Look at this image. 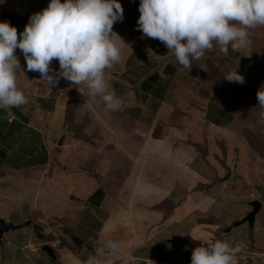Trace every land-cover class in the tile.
I'll list each match as a JSON object with an SVG mask.
<instances>
[{
    "label": "crops",
    "instance_id": "1",
    "mask_svg": "<svg viewBox=\"0 0 264 264\" xmlns=\"http://www.w3.org/2000/svg\"><path fill=\"white\" fill-rule=\"evenodd\" d=\"M49 2L4 0L0 21L15 26L19 39L30 16ZM120 3L124 18L113 30L126 44L121 60L106 70L119 109L92 97L86 84L61 78L49 86L38 72L27 71L16 50L23 70L17 85L28 103L0 108V217L29 224L0 240V264H110L121 254L140 260V236L128 237L123 229L115 236L113 229L123 228L117 218L129 219L133 210L140 233V202L159 199L160 173L177 159V150L191 147L195 160L207 132L228 129L231 141L238 140L264 120L256 96L264 84V26L249 30L247 47L229 46L223 54L216 46L192 61L195 71H189L176 60L165 63L172 52L137 30L140 0ZM50 68L54 75L58 61ZM235 70L244 83L223 78ZM118 240L121 252L107 254ZM45 244L55 259L42 251Z\"/></svg>",
    "mask_w": 264,
    "mask_h": 264
},
{
    "label": "clouds",
    "instance_id": "2",
    "mask_svg": "<svg viewBox=\"0 0 264 264\" xmlns=\"http://www.w3.org/2000/svg\"><path fill=\"white\" fill-rule=\"evenodd\" d=\"M138 10L137 30L162 42L189 71L192 61L216 46L223 54L229 46L232 51L247 47L249 30L264 26V0H140ZM123 13L120 0H50L45 9L30 16L19 39L15 26L0 21V108L28 103L17 85L23 72L16 55L19 49L27 71L38 72L49 86L61 78L72 85L86 84L92 97L99 96L109 109H119L121 101L106 79V70L121 60V47L126 44L113 30ZM53 60L59 63L54 75L50 74ZM223 78L240 84L245 79L237 70ZM256 96L264 108V84ZM108 247L118 250L116 242ZM236 254L228 241L216 240L195 247L190 264H236Z\"/></svg>",
    "mask_w": 264,
    "mask_h": 264
},
{
    "label": "rangeland",
    "instance_id": "3",
    "mask_svg": "<svg viewBox=\"0 0 264 264\" xmlns=\"http://www.w3.org/2000/svg\"><path fill=\"white\" fill-rule=\"evenodd\" d=\"M254 126L233 141L228 129L215 128V135L207 132L202 144L195 147L199 152L195 160L189 157L191 147H180L177 159L170 160L168 170L160 173L164 186L156 195L158 205L140 202V233L133 210L129 219L117 218L121 223L118 228H123L113 229L115 236H121L123 230H127L128 237L140 236V260L121 254L110 264H190L195 247L216 240L228 241L236 249V264H247L249 257L255 264H264V120L256 121ZM201 131L199 135L203 136L205 132ZM255 200L263 208L254 231L246 224L224 233L252 211L250 203ZM116 243L121 252L119 240ZM147 253L150 259L145 258Z\"/></svg>",
    "mask_w": 264,
    "mask_h": 264
},
{
    "label": "water",
    "instance_id": "4",
    "mask_svg": "<svg viewBox=\"0 0 264 264\" xmlns=\"http://www.w3.org/2000/svg\"><path fill=\"white\" fill-rule=\"evenodd\" d=\"M170 60H175L173 53L164 59L165 62L170 61ZM228 178H229V176H227L225 179L228 180ZM222 181H225V180H222ZM250 205L252 207V211H250L248 213V215L242 221L236 222L232 226H228L226 229H224V233H228V232L232 231L234 228L241 227V226L246 225V224L249 225L251 232L254 231L256 218H257L258 214L260 213V211L262 210L263 204L260 201L255 200V201L251 202ZM28 224L29 223L24 224L23 226L15 225L13 223L6 222L4 219H2L0 217V240L3 239L5 234H7L11 231L20 229L21 227L28 226ZM35 231H36L37 236L42 239L43 235H42L41 231L39 229L35 230ZM42 251L45 252L49 257H51L53 259L55 258V254H54V252L50 246H48V245L42 246ZM247 261H248L247 264H255L253 262L252 258H250V257L247 259Z\"/></svg>",
    "mask_w": 264,
    "mask_h": 264
},
{
    "label": "trees",
    "instance_id": "5",
    "mask_svg": "<svg viewBox=\"0 0 264 264\" xmlns=\"http://www.w3.org/2000/svg\"><path fill=\"white\" fill-rule=\"evenodd\" d=\"M250 143H251V141H250ZM252 143H254V141L252 140Z\"/></svg>",
    "mask_w": 264,
    "mask_h": 264
}]
</instances>
